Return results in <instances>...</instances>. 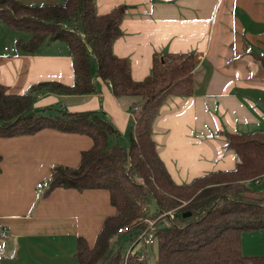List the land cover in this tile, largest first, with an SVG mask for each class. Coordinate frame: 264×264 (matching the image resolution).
Returning <instances> with one entry per match:
<instances>
[{"label": "crops", "instance_id": "1", "mask_svg": "<svg viewBox=\"0 0 264 264\" xmlns=\"http://www.w3.org/2000/svg\"><path fill=\"white\" fill-rule=\"evenodd\" d=\"M95 5L100 15L126 6L112 52L130 61L135 81L150 74L154 54L194 55L193 94L167 97L152 125L157 152L174 182L233 169L235 153L224 133L264 129V67L256 60L264 55V0H95ZM28 38V32L0 20V85L10 94H26L43 82L72 85L67 44L45 40L29 53L18 45ZM92 80L95 90L87 94L36 89L33 108L46 116L98 112L116 130L110 144L128 145L129 101L114 97L95 69ZM92 145L87 134L47 127L0 137V224L8 233L0 237V264H76L78 238L94 245L104 219L115 213L108 190L49 189L52 168L76 167ZM250 185L255 196H264V175Z\"/></svg>", "mask_w": 264, "mask_h": 264}, {"label": "trees", "instance_id": "2", "mask_svg": "<svg viewBox=\"0 0 264 264\" xmlns=\"http://www.w3.org/2000/svg\"><path fill=\"white\" fill-rule=\"evenodd\" d=\"M125 10V5H119L100 15L95 0L42 5L0 0V20L29 33L28 40L18 45L33 53L45 40L64 41L74 75L72 85L43 82L26 94H10L0 85V137L47 127L93 139L76 167L54 166L49 180V189H106L115 208L104 219L93 246L78 238L76 264H151L146 246L142 260L134 251L139 233L151 219L156 228L149 246L155 251V264H264V255H246L241 250L242 232L264 230V196H255L257 189L250 185L264 175V129L224 133L227 148L235 153L233 169L175 183L157 152L152 125L167 97L193 94L194 55L154 54L150 74L135 81L130 61L112 52ZM256 60L264 67V55ZM93 69L109 84L114 97L129 101L133 125L128 145L110 144L109 136L116 130L98 112L62 111L46 116L33 108L36 89L56 94L93 92ZM150 199L155 202L154 213L149 210ZM170 211L172 218L163 215ZM162 221L166 224L159 227Z\"/></svg>", "mask_w": 264, "mask_h": 264}, {"label": "rangeland", "instance_id": "3", "mask_svg": "<svg viewBox=\"0 0 264 264\" xmlns=\"http://www.w3.org/2000/svg\"><path fill=\"white\" fill-rule=\"evenodd\" d=\"M148 205L150 212L154 213L156 210L154 200L150 199ZM170 213L174 215L173 212L170 211ZM151 221L155 222V220L152 219ZM165 224H166L165 221H162L158 224V226L163 227ZM125 250H127V247L126 249H124V251ZM143 250L144 249L141 244H137L134 247V251H137L138 253H143ZM241 250L242 253L246 255H264V230L242 232ZM145 251L149 256V262H151V264H155V251H153L150 246H146Z\"/></svg>", "mask_w": 264, "mask_h": 264}, {"label": "built area", "instance_id": "4", "mask_svg": "<svg viewBox=\"0 0 264 264\" xmlns=\"http://www.w3.org/2000/svg\"><path fill=\"white\" fill-rule=\"evenodd\" d=\"M137 107L134 108V110H136ZM38 187H41L42 184L41 183H38L37 184ZM168 214L171 218L173 217V215L168 212V213H164L163 215H166ZM155 222L149 220L148 222V227L146 229H144L143 231H141L138 235V244H141L142 247L144 246H149L153 243V234H154V230H155ZM120 231H122V229H120ZM7 231L4 229V227L0 224V237L2 238H5L7 236ZM137 244V242H135ZM133 243L131 246H130V249H132L133 245L135 244ZM128 253H126V257L128 256ZM144 258V253H139L138 256H137V259L138 260H142Z\"/></svg>", "mask_w": 264, "mask_h": 264}]
</instances>
